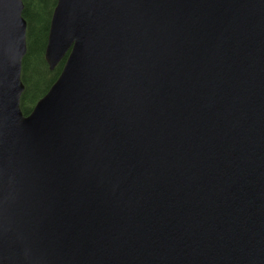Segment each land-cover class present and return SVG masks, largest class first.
<instances>
[{
    "label": "water",
    "instance_id": "water-1",
    "mask_svg": "<svg viewBox=\"0 0 264 264\" xmlns=\"http://www.w3.org/2000/svg\"><path fill=\"white\" fill-rule=\"evenodd\" d=\"M23 11L0 0V264H264V0H57L28 115Z\"/></svg>",
    "mask_w": 264,
    "mask_h": 264
},
{
    "label": "trees",
    "instance_id": "trees-1",
    "mask_svg": "<svg viewBox=\"0 0 264 264\" xmlns=\"http://www.w3.org/2000/svg\"><path fill=\"white\" fill-rule=\"evenodd\" d=\"M23 16L27 20V54L23 60L22 80L25 85L21 109L25 115L59 78L67 57L51 70L45 59L50 23L57 0H23ZM48 79V80H47Z\"/></svg>",
    "mask_w": 264,
    "mask_h": 264
},
{
    "label": "bare ground",
    "instance_id": "bare-ground-1",
    "mask_svg": "<svg viewBox=\"0 0 264 264\" xmlns=\"http://www.w3.org/2000/svg\"><path fill=\"white\" fill-rule=\"evenodd\" d=\"M23 71V70H22ZM48 80V79H47Z\"/></svg>",
    "mask_w": 264,
    "mask_h": 264
}]
</instances>
